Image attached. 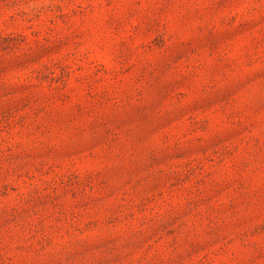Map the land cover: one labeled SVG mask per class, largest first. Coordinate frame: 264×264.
<instances>
[{"label": "rangeland", "instance_id": "rangeland-1", "mask_svg": "<svg viewBox=\"0 0 264 264\" xmlns=\"http://www.w3.org/2000/svg\"><path fill=\"white\" fill-rule=\"evenodd\" d=\"M0 264H264V0H0Z\"/></svg>", "mask_w": 264, "mask_h": 264}]
</instances>
